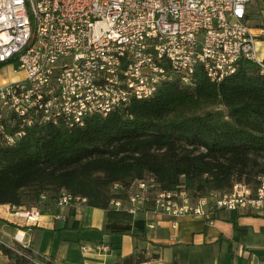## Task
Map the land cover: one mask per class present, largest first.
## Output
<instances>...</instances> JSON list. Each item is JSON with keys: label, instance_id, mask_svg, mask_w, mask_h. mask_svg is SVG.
Instances as JSON below:
<instances>
[{"label": "built area", "instance_id": "2783aa9c", "mask_svg": "<svg viewBox=\"0 0 264 264\" xmlns=\"http://www.w3.org/2000/svg\"><path fill=\"white\" fill-rule=\"evenodd\" d=\"M248 1L0 0V64L15 62L13 71L23 72L0 83V145L14 143L34 124L72 127L89 115H106L165 81L189 82L197 67L218 81L248 59L264 74L256 47L264 27L248 25ZM79 201L85 198L66 191L56 199L60 205ZM146 202L172 216H206L215 208L264 212V174L255 185L235 181L229 191L196 197L138 180L125 208L133 212ZM10 206L26 221L40 214L37 206ZM19 233L14 238L28 244Z\"/></svg>", "mask_w": 264, "mask_h": 264}, {"label": "trees", "instance_id": "16d2710c", "mask_svg": "<svg viewBox=\"0 0 264 264\" xmlns=\"http://www.w3.org/2000/svg\"><path fill=\"white\" fill-rule=\"evenodd\" d=\"M258 174H264V74L242 59L218 81L197 67L189 82L165 81L151 95L80 125L28 126L14 143L0 145V204L20 205L25 195L39 200L41 193L56 201L66 191L105 210L102 233H128L142 243L144 218L123 207L138 180L196 197L229 191L235 181L255 185ZM14 245L0 244L7 264H59L28 244ZM141 250L135 244L132 254L110 264H139L146 259Z\"/></svg>", "mask_w": 264, "mask_h": 264}, {"label": "crops", "instance_id": "0c3cea01", "mask_svg": "<svg viewBox=\"0 0 264 264\" xmlns=\"http://www.w3.org/2000/svg\"><path fill=\"white\" fill-rule=\"evenodd\" d=\"M1 206L9 208V204H0V209ZM18 206L39 207L38 219L26 221L9 210H2L0 218L19 226L34 254L50 257L59 264H110L132 254L135 244L146 258L142 262L148 264H264V212L215 208L206 216H172L154 211L151 203L146 202L131 212L146 223L147 239L135 243L128 233H102L105 210L84 201L60 205L51 200H37L36 204L24 200ZM127 206L129 203L125 202L123 207ZM82 225L100 231L95 243H85L76 231L70 233ZM64 230H69V237L61 236ZM3 231L10 235L9 230ZM34 231L41 232L37 247ZM47 236L49 241L43 246ZM102 243L107 245L106 249H101ZM62 245L68 249H60Z\"/></svg>", "mask_w": 264, "mask_h": 264}, {"label": "rangeland", "instance_id": "374dc122", "mask_svg": "<svg viewBox=\"0 0 264 264\" xmlns=\"http://www.w3.org/2000/svg\"><path fill=\"white\" fill-rule=\"evenodd\" d=\"M246 10H247V22L248 25L254 26L256 27H264V0H249L246 6ZM257 53L260 57L264 56V38L258 39L257 44ZM15 65V62H7L4 63L0 66V83H3L5 81H9V80H13L14 78H21L23 76V72L22 71H13L12 67ZM23 200H25L27 202V204H36L37 200L33 197V196H29V195H25L23 197ZM40 200V199H39ZM42 202V201H41ZM29 206V205H28ZM31 208V207H29ZM13 211L12 207L9 205V208H3L1 206L0 209V213L3 214V211ZM9 216V215H8ZM16 219V218H15ZM17 220V219H16ZM8 222H11V224H9ZM12 221H9L8 219H3L0 218V244H4L7 246H15L14 244H16V242H18L15 238H14V234L16 233L17 230H19V226L14 225L15 223H13ZM9 230L10 235H7L3 230ZM76 231V236H80L82 239L85 240V243L92 241L93 243H95V239L96 237L100 236V231H97V229L91 228L87 225H82L81 227L77 228V230H71L70 233H73ZM69 234V230H64L61 233V236H68ZM33 235L36 237L37 239L35 241V246L37 247V243L39 241V237H41V232L39 231H34ZM86 237H88L86 240ZM49 237L47 236V240L44 239L43 240V246H45L47 244V242L49 241L48 239ZM57 239V236H56ZM19 243V242H18ZM86 245V244H85ZM87 247V246H86ZM68 249V247H64V245H62L60 247V249ZM80 252V251H79ZM191 258V256H189ZM8 263V259L6 258V255L2 253V251L0 250V264H7Z\"/></svg>", "mask_w": 264, "mask_h": 264}, {"label": "bare ground", "instance_id": "6f19581e", "mask_svg": "<svg viewBox=\"0 0 264 264\" xmlns=\"http://www.w3.org/2000/svg\"><path fill=\"white\" fill-rule=\"evenodd\" d=\"M19 234H21V232Z\"/></svg>", "mask_w": 264, "mask_h": 264}]
</instances>
